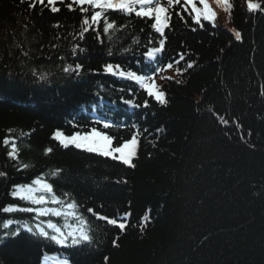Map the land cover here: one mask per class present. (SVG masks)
Segmentation results:
<instances>
[{
	"label": "trees",
	"instance_id": "1",
	"mask_svg": "<svg viewBox=\"0 0 264 264\" xmlns=\"http://www.w3.org/2000/svg\"><path fill=\"white\" fill-rule=\"evenodd\" d=\"M232 2L229 24L217 18L216 28L204 22L201 29L187 12L181 20L180 5L172 10L156 63L166 65L181 53L185 59L177 67L196 63L180 76L174 68L161 73L171 71L172 80L156 77L167 98L161 105L133 81L103 72L106 63L138 73L146 68L149 39L158 47L162 38L148 18L110 12L117 25H128L119 39L104 37L101 44L90 30L74 41L71 34L85 15L78 7L57 4L60 11L52 13L46 3L30 8L27 0H0V172L7 174L0 177V208L31 206L10 196L12 186L45 174L58 196L71 194L94 236L90 246L64 248L22 231L0 244V264H40L46 253L70 264H105V256L107 264H264V12L249 13L245 0ZM232 29L241 32L240 41ZM76 43L85 51L74 55ZM76 63L83 65L79 77L62 72ZM31 69L49 73L48 80L39 81ZM121 96L141 107L124 104ZM98 117L117 126L103 129ZM133 124L142 132L135 167L65 149L53 139L57 129L72 134L97 127L117 145L131 138ZM8 135L18 138V160L7 156L10 145L2 140ZM46 148L52 152L45 154ZM20 163L30 167L17 170ZM55 169L63 171L48 176ZM89 208L110 218L130 213L126 228L97 220ZM33 215L0 212V221Z\"/></svg>",
	"mask_w": 264,
	"mask_h": 264
},
{
	"label": "snow or ice",
	"instance_id": "2",
	"mask_svg": "<svg viewBox=\"0 0 264 264\" xmlns=\"http://www.w3.org/2000/svg\"><path fill=\"white\" fill-rule=\"evenodd\" d=\"M25 0H21L24 3ZM30 8H35L37 4L47 5L52 13L60 11L57 4H65L69 11H74L79 8L83 15L79 30L71 34L72 40H83L85 34L90 30L96 33V39L103 44L104 37L110 42L119 39L118 33H122L127 29L128 25H117L115 20L109 17L110 12H117L124 16L131 17L134 15L137 18H148L151 21V28L159 33L162 37L159 41L158 47H152L153 41L149 39L147 50L142 54L146 62V68L141 73L132 71L131 69L125 70L120 64L106 63L103 65V72L116 76L123 80L133 81L141 90L145 91L149 97L154 98L161 105L167 104L166 93L161 89L160 85L156 84V77L159 75L161 79L172 80L173 76H163L161 73L168 69H173L177 76L183 75L184 72L192 69L195 66V61L186 62L184 68L177 67L181 61L185 59L183 53L179 54V59L170 61L166 65H159L156 63L158 55L163 51L165 46L166 37L164 36L165 29L170 27L172 17V10L180 5L182 11L176 12L181 20H184V13L187 12L188 16L201 28L204 27V22H208L213 28H216V19L220 11L227 14L231 19V13L234 8L232 0H27ZM246 8L249 13L257 11L264 12V0H245ZM190 6V8H189ZM185 23L187 21L185 20ZM54 27L59 28L57 23ZM195 30V29H193ZM234 33L236 41L242 39L241 32L235 29L231 30ZM138 44V41H134ZM56 47V45H52ZM85 51L80 48L79 43L74 44L72 53L75 55L77 52ZM124 52L130 51L129 48H124ZM28 53H24L27 56ZM107 55L112 56L114 52L112 48H108ZM62 72L69 78L73 75L79 77L83 72V65L76 63L75 65L62 66ZM32 75L37 77L39 81H47L49 73L40 71L39 69H31ZM11 78V76L9 77ZM180 83L179 80L176 81ZM123 92V89H120ZM131 91V89H129ZM261 95H264V88L261 90ZM121 101L131 107H141L136 104L134 100H124L121 96ZM148 107V100L146 99L142 105ZM96 106H93L95 110ZM218 115V114H217ZM220 123L228 125L229 121L223 116H218ZM96 123L102 125L103 129L116 127L117 125L109 120L107 117L96 119ZM236 127L240 129V138L244 140L243 126L235 121ZM120 127H127L125 124L119 125ZM135 131L132 132L131 138L124 140L114 146V137L110 136L107 132L98 130L97 127H92L90 131L81 132L75 131L71 135L65 134L62 130L57 129L53 133V139L59 143L60 146L67 149L70 146L76 149L84 150L89 153H95L100 156L111 158L112 160L119 161L123 165L135 167L133 164L134 158L138 155L139 139L142 135L141 130L135 124L132 125ZM9 134L12 129L7 130ZM147 132V129L143 130ZM160 130L157 129V132ZM23 132L20 136H24ZM248 135H251L249 130ZM17 137L8 135L3 138L2 143L4 146H9L7 156L10 160L19 159V147L17 144ZM252 147H255L252 145ZM52 152L51 148L45 149V154ZM30 165L20 163L17 170H27ZM62 169L52 170L48 176L58 177L62 173ZM5 172H0V177H6ZM126 182V181H125ZM10 196L20 201L27 202L31 206H20L19 204H8L0 208L3 214L12 213H32L34 214L30 221H20L14 219H6L0 221V244L4 243L9 238L18 237L21 232H26L30 236L40 238L54 243L55 245L69 248L77 246H90L94 243L93 230L91 228L88 218L79 211V205L72 199L70 193H62L57 195L54 191L53 185L49 182L45 174L35 177L28 184H16L12 186ZM53 205V206H49ZM87 212L96 217L97 220H103L108 225L116 226L123 231L127 226V219L130 213H125L122 216L110 218L100 215L94 209L89 208ZM41 217H49L47 220H41ZM51 217H61L63 224L54 222ZM149 217H143L144 223L140 224V230L143 231ZM33 221H35L33 223ZM69 221H72L69 223ZM13 226H15L13 230ZM118 239V237H117ZM113 246H118L116 239L112 241ZM109 257L105 256L104 261L107 264ZM49 261H55V264H69L67 257L60 258L59 256H44L42 264H48Z\"/></svg>",
	"mask_w": 264,
	"mask_h": 264
},
{
	"label": "rangeland",
	"instance_id": "3",
	"mask_svg": "<svg viewBox=\"0 0 264 264\" xmlns=\"http://www.w3.org/2000/svg\"><path fill=\"white\" fill-rule=\"evenodd\" d=\"M190 8V6H189ZM217 18H220L222 21H224L225 23H228L229 24V20L227 19V14L224 13L223 11H220L219 14H218V17ZM169 76L172 74L171 71L168 72ZM156 84L160 85L161 87V80L159 78H156ZM63 131V130H62ZM64 132V131H63ZM65 133V132H64ZM65 134H68V133H65ZM68 135H71V134H68ZM139 144H140V139H139ZM115 146V145H114ZM50 207L53 206V205H49ZM54 222H57V223H60V224H63V219L61 217H58V219H52ZM72 221H69V223H71ZM45 255H48V256H59L57 253H46ZM44 255V256H45ZM44 256L42 258V261L44 260ZM60 257V256H59ZM61 259L63 257H60ZM42 261L40 264H42ZM48 264H55V261H49ZM70 264V263H69Z\"/></svg>",
	"mask_w": 264,
	"mask_h": 264
}]
</instances>
